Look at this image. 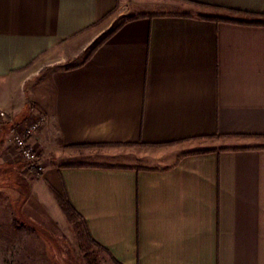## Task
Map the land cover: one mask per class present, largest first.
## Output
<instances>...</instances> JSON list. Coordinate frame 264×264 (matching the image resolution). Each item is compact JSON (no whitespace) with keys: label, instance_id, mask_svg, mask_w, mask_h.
I'll use <instances>...</instances> for the list:
<instances>
[{"label":"crops","instance_id":"1","mask_svg":"<svg viewBox=\"0 0 264 264\" xmlns=\"http://www.w3.org/2000/svg\"><path fill=\"white\" fill-rule=\"evenodd\" d=\"M242 18L264 20V0H0L14 216L65 234L57 192L110 264H264V23ZM38 115L35 176L8 135Z\"/></svg>","mask_w":264,"mask_h":264},{"label":"rangeland","instance_id":"2","mask_svg":"<svg viewBox=\"0 0 264 264\" xmlns=\"http://www.w3.org/2000/svg\"><path fill=\"white\" fill-rule=\"evenodd\" d=\"M170 11L222 18L248 16L241 12L192 3L172 5ZM216 141L217 138L204 140L208 144ZM17 157L18 161L24 162L19 155ZM14 215L8 197L0 192V264H50L51 261L60 264L111 263L104 249L88 236L78 215L71 221V226L65 234L47 232L37 228L32 221Z\"/></svg>","mask_w":264,"mask_h":264},{"label":"built area","instance_id":"3","mask_svg":"<svg viewBox=\"0 0 264 264\" xmlns=\"http://www.w3.org/2000/svg\"><path fill=\"white\" fill-rule=\"evenodd\" d=\"M10 118V112L0 107V122H6ZM45 118L38 115L22 123L15 124L8 135L9 144L16 154L24 160L26 170L31 174H42L45 171L40 151L31 144L30 139L44 126Z\"/></svg>","mask_w":264,"mask_h":264},{"label":"trees","instance_id":"4","mask_svg":"<svg viewBox=\"0 0 264 264\" xmlns=\"http://www.w3.org/2000/svg\"><path fill=\"white\" fill-rule=\"evenodd\" d=\"M236 12H241V13H245L248 14L249 12H244L242 10H235ZM142 15H150V14H142ZM227 20H231V18H227ZM234 21H240L243 23H256V24H260V23H264V20H248V19H232ZM104 41V39L100 40L95 46L94 48H96L99 44H101ZM93 48V49H94ZM56 194V198L60 204V206L62 207L64 213L66 214V216L68 217V219L70 221L74 220L75 217L77 216V213L74 209V207L72 206V204L70 203V201L68 200L67 197L59 194V193H55Z\"/></svg>","mask_w":264,"mask_h":264}]
</instances>
